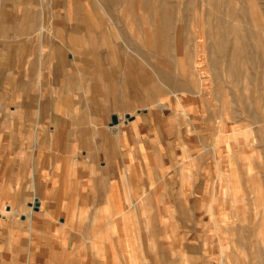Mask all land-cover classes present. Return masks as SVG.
I'll return each mask as SVG.
<instances>
[{
  "label": "crops",
  "instance_id": "1",
  "mask_svg": "<svg viewBox=\"0 0 264 264\" xmlns=\"http://www.w3.org/2000/svg\"><path fill=\"white\" fill-rule=\"evenodd\" d=\"M28 5L0 0V264H238V131L209 146L201 125L190 147L189 111L177 93L188 85L155 66L179 102L115 125L116 113L76 96L75 70L61 56L47 58L57 61L53 85L27 80V55L12 46L39 27ZM165 43L173 57V41Z\"/></svg>",
  "mask_w": 264,
  "mask_h": 264
},
{
  "label": "rangeland",
  "instance_id": "2",
  "mask_svg": "<svg viewBox=\"0 0 264 264\" xmlns=\"http://www.w3.org/2000/svg\"><path fill=\"white\" fill-rule=\"evenodd\" d=\"M93 1L29 0L39 27L28 36L15 35V42L28 43L12 46L27 55L22 69L31 75L26 79L53 85L57 61L47 58L59 55L75 70L76 96L92 98L121 122L138 110L173 108L179 102L153 66L185 82L187 92L177 93L189 111L190 147L197 144L201 125L209 146L219 139L228 142L231 128L238 131L232 155L233 161L237 157V238L242 244L238 264H264V0H142L141 11L132 12L121 3L93 7ZM20 7L15 3V10ZM90 24L96 28L86 27ZM149 36L157 40L151 38L150 44ZM166 40L173 41V57L164 54L170 47ZM33 64L37 72H31ZM91 69L106 75L92 77Z\"/></svg>",
  "mask_w": 264,
  "mask_h": 264
},
{
  "label": "water",
  "instance_id": "3",
  "mask_svg": "<svg viewBox=\"0 0 264 264\" xmlns=\"http://www.w3.org/2000/svg\"><path fill=\"white\" fill-rule=\"evenodd\" d=\"M119 123V116L118 115H116V114H113L112 116H111V124L112 125H115V124H118ZM37 205V204H36Z\"/></svg>",
  "mask_w": 264,
  "mask_h": 264
},
{
  "label": "bare ground",
  "instance_id": "4",
  "mask_svg": "<svg viewBox=\"0 0 264 264\" xmlns=\"http://www.w3.org/2000/svg\"><path fill=\"white\" fill-rule=\"evenodd\" d=\"M142 2H143V1H142ZM142 2H141V3H142ZM162 2H163V0H162ZM168 3H170V2H168ZM143 4H144V3H143ZM145 4H146V3H145ZM147 4H148V3H147ZM164 4H165V3L162 4V7L165 6ZM160 5H161V4H160ZM163 5H164V6H163ZM166 5H167V4H166ZM170 5H171V3H170ZM145 6H146V5H145ZM168 6H169V4H168ZM171 6H172V5H171ZM166 9L168 10L169 8L167 7ZM213 9H214V7H213ZM162 10H163V9H162ZM169 10H170V9H169ZM168 12H169V11H167V12H163V14H164V13H168ZM170 13H171V12H170ZM170 13H169V14H170ZM163 14H162V15H163ZM167 15H168V14H167ZM165 16H166V14H165ZM161 18H162V16H161ZM169 18H170V15H169ZM171 19H172V18H171ZM220 19H221V18H220ZM218 22H219V21H218ZM220 23H221V22H220ZM218 24H219V23H218ZM220 25H221V24H220ZM237 51H238V50H237ZM233 59H234V58H233ZM232 61H233V60H232ZM233 65H234V64H233ZM229 72H230V71H229Z\"/></svg>",
  "mask_w": 264,
  "mask_h": 264
}]
</instances>
